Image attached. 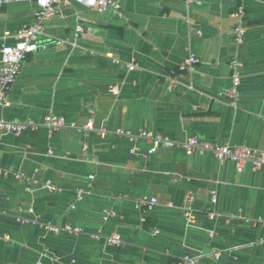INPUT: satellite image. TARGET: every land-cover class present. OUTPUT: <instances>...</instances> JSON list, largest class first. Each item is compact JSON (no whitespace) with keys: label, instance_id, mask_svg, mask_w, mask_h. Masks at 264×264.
Returning a JSON list of instances; mask_svg holds the SVG:
<instances>
[{"label":"crops","instance_id":"1","mask_svg":"<svg viewBox=\"0 0 264 264\" xmlns=\"http://www.w3.org/2000/svg\"><path fill=\"white\" fill-rule=\"evenodd\" d=\"M117 1L104 12L61 3L7 92L6 120L55 114L91 119L94 129L0 131V264H180L184 255L264 264V171L176 147L148 154L145 140L111 133L145 129L264 152V0ZM35 9L0 7V50ZM189 53L199 62L180 70ZM233 61L237 99L228 95ZM67 224L84 233L47 229Z\"/></svg>","mask_w":264,"mask_h":264},{"label":"built area","instance_id":"2","mask_svg":"<svg viewBox=\"0 0 264 264\" xmlns=\"http://www.w3.org/2000/svg\"><path fill=\"white\" fill-rule=\"evenodd\" d=\"M33 2L36 6L34 11V18L29 24H24L18 34V39L13 44H4L1 47L0 56V109L4 106L6 102L7 92L9 91L11 85L18 76L22 61L29 55L38 50L39 46L37 35L40 33L41 25L47 20L54 12L57 10L61 3H75L84 6L89 9L96 10L98 12H104L109 8L118 10L120 8V3L117 0H0V7L3 5H8L16 2ZM240 14L243 15L242 10ZM78 31H81V26L76 27ZM235 41L237 43L242 42L244 38V27L238 25L234 29ZM200 33V31H199ZM199 62V58L194 53H189L178 65L180 70L192 69L194 65ZM232 69L231 83L232 86L228 91V95L231 98L237 99L239 95V84H240V70L239 63L233 61L230 64ZM44 126L50 130H58L63 127H70L77 132H89L94 129L93 121L91 119L87 120L83 124H77L75 122H68L64 116H59L55 114H50L41 123L34 122L32 120L26 121H9L4 119L0 114V131L11 132L14 134H19L25 130H37L39 127ZM101 132L106 133L108 130L102 129ZM116 136L125 137L129 141H136L138 139H143L149 144L147 149L148 154L154 153L159 146L166 148L176 147L187 150L189 152L197 153H209L217 159L220 160H230L234 163L236 170L242 172L249 166L254 171H264V152L256 151L244 145L232 146L229 144H220L215 142L202 141L196 137H189L184 141H172L163 134L154 133L145 129H140L137 132L116 128L111 131ZM132 152L135 148L131 149ZM15 177L18 179H24L30 182L25 174L15 173ZM92 176H90V179ZM76 198L78 201L82 200L83 193L81 190L76 192ZM157 202L155 197L150 199L149 209ZM212 202H216L215 193L212 194ZM139 206V205H138ZM74 205H72V208ZM104 219L108 218L110 212L104 210ZM47 229L51 232L57 233L64 230L68 233L79 235L84 233V229L80 226L73 225H48ZM93 239L99 238V233L90 234ZM107 242L113 245H119L120 240L118 236L112 235L107 238ZM216 258L219 257V252H214ZM200 261L199 257H192L189 255H184L181 258L180 264H197Z\"/></svg>","mask_w":264,"mask_h":264}]
</instances>
